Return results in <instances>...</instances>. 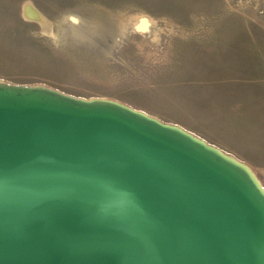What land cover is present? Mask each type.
Returning <instances> with one entry per match:
<instances>
[{"label": "water", "instance_id": "water-1", "mask_svg": "<svg viewBox=\"0 0 264 264\" xmlns=\"http://www.w3.org/2000/svg\"><path fill=\"white\" fill-rule=\"evenodd\" d=\"M0 264H264V186L178 125L0 81Z\"/></svg>", "mask_w": 264, "mask_h": 264}, {"label": "rangeland", "instance_id": "rangeland-1", "mask_svg": "<svg viewBox=\"0 0 264 264\" xmlns=\"http://www.w3.org/2000/svg\"><path fill=\"white\" fill-rule=\"evenodd\" d=\"M25 2L43 25L23 17ZM0 81L111 99L169 124L218 113L212 91L263 103L264 0H0Z\"/></svg>", "mask_w": 264, "mask_h": 264}, {"label": "crops", "instance_id": "crops-1", "mask_svg": "<svg viewBox=\"0 0 264 264\" xmlns=\"http://www.w3.org/2000/svg\"><path fill=\"white\" fill-rule=\"evenodd\" d=\"M197 91L210 93L200 89ZM211 95L223 98L216 105L212 104L218 113L196 116L188 125L178 122L174 124L247 164L252 170H264V102L232 98L230 92L212 91ZM251 102L253 106H250ZM236 104L241 108L233 109ZM248 111H251L250 116L245 115ZM236 112L243 113V116L235 118L233 113Z\"/></svg>", "mask_w": 264, "mask_h": 264}, {"label": "bare ground", "instance_id": "bare-ground-1", "mask_svg": "<svg viewBox=\"0 0 264 264\" xmlns=\"http://www.w3.org/2000/svg\"><path fill=\"white\" fill-rule=\"evenodd\" d=\"M37 11L33 8L31 3L25 2L22 6V15L25 19L30 20V21H36L39 23H45L44 18L36 13ZM45 26V25H44Z\"/></svg>", "mask_w": 264, "mask_h": 264}]
</instances>
